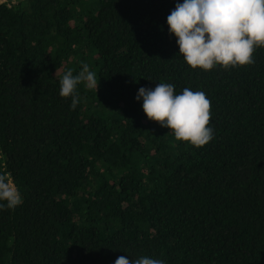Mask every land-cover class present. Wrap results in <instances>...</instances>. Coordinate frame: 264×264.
I'll list each match as a JSON object with an SVG mask.
<instances>
[{
  "label": "trees",
  "instance_id": "1",
  "mask_svg": "<svg viewBox=\"0 0 264 264\" xmlns=\"http://www.w3.org/2000/svg\"><path fill=\"white\" fill-rule=\"evenodd\" d=\"M184 0L0 2V264H264V48L192 69L167 17ZM84 63L98 90L59 95ZM151 80V81H150ZM203 91L214 138L196 148L149 120L140 87Z\"/></svg>",
  "mask_w": 264,
  "mask_h": 264
},
{
  "label": "clouds",
  "instance_id": "2",
  "mask_svg": "<svg viewBox=\"0 0 264 264\" xmlns=\"http://www.w3.org/2000/svg\"><path fill=\"white\" fill-rule=\"evenodd\" d=\"M168 31L174 34L179 55L192 69L225 70L255 63L254 52L264 48V0H184L176 3L167 17ZM151 81V80H150ZM96 73L84 63L78 74L72 69L59 80V95L71 97V109L80 103L78 85L98 90ZM136 100L149 120L170 129L176 141L200 148L214 138L210 126L211 101L203 91L185 87L175 93V85L159 83L154 89L140 87ZM23 197L7 172H0V211L15 210ZM115 264H165L164 260L140 256H120Z\"/></svg>",
  "mask_w": 264,
  "mask_h": 264
},
{
  "label": "built area",
  "instance_id": "3",
  "mask_svg": "<svg viewBox=\"0 0 264 264\" xmlns=\"http://www.w3.org/2000/svg\"><path fill=\"white\" fill-rule=\"evenodd\" d=\"M4 1H6V0H0V2H4Z\"/></svg>",
  "mask_w": 264,
  "mask_h": 264
}]
</instances>
